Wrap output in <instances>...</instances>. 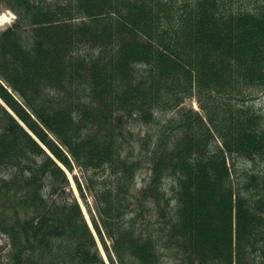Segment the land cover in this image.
<instances>
[{
  "label": "trees",
  "instance_id": "obj_1",
  "mask_svg": "<svg viewBox=\"0 0 264 264\" xmlns=\"http://www.w3.org/2000/svg\"><path fill=\"white\" fill-rule=\"evenodd\" d=\"M3 6L17 18L0 29V98L19 118L0 102L6 264H108L97 236L110 264H164L168 245L201 264L264 256V110L250 102L264 92V2ZM192 95L202 112L180 108ZM138 122L156 135L133 143ZM63 166L82 173L95 231ZM167 180L169 229L150 215Z\"/></svg>",
  "mask_w": 264,
  "mask_h": 264
},
{
  "label": "rangeland",
  "instance_id": "obj_2",
  "mask_svg": "<svg viewBox=\"0 0 264 264\" xmlns=\"http://www.w3.org/2000/svg\"><path fill=\"white\" fill-rule=\"evenodd\" d=\"M260 2H264V0H259ZM6 15L4 18L3 15ZM0 28H6L7 26L11 25L15 19L16 14L9 8L3 6L0 7ZM250 102L254 103L257 108H261L264 110V92H258L255 93L251 98ZM193 108L196 110H199L202 112L201 106H200V99L197 95H192L184 99L182 104L180 105V108ZM159 128V124L157 123H143L138 122L136 126L133 128L135 133V139H131L133 143H137L136 138L141 135L140 137L143 139H151L154 137L157 133V130ZM242 167H245L247 169L253 168V164H249L247 162L242 161ZM241 167V169H242ZM259 167L264 168V161H261L259 163ZM148 168L146 167L137 177V189H140L142 186L146 185L147 183V177H148ZM243 170V169H242ZM68 174L71 179V186L74 190V193L79 197L80 201L83 203L82 198L79 194V190L77 187V182L75 180V174L78 175V177L82 176V173L80 170L75 169L74 171L70 172L68 171ZM164 190L166 193L167 199L162 200L161 203L152 204V210L150 211V215L152 216V220L156 219L158 221L159 226L163 225L166 229H169V225L172 224V219L175 220V215L177 214V201L175 198V189L172 186V183L170 180H167L164 185ZM89 200L91 203H93V199L90 196ZM161 206L163 208H161ZM85 213L87 218L90 220V214L88 212V209L85 206ZM140 207H137L136 210H139ZM99 246L101 248L102 253L105 256V259L108 264H110L109 258L106 255V252L103 247L102 241L97 236ZM8 252H9V244L7 238L0 234V264H6L8 260ZM164 264H201L198 261H195L194 258L188 257L185 253L182 252V250L178 246H172L168 245L166 248H164ZM255 264H264V256L258 257L255 260Z\"/></svg>",
  "mask_w": 264,
  "mask_h": 264
},
{
  "label": "bare ground",
  "instance_id": "obj_3",
  "mask_svg": "<svg viewBox=\"0 0 264 264\" xmlns=\"http://www.w3.org/2000/svg\"><path fill=\"white\" fill-rule=\"evenodd\" d=\"M3 17L5 18V17H6V15L4 14V15H3ZM0 18H1V17H0ZM1 19H2V18H1ZM1 19H0V20H1Z\"/></svg>",
  "mask_w": 264,
  "mask_h": 264
}]
</instances>
